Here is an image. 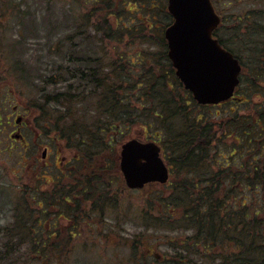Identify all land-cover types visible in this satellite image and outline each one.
<instances>
[{
    "label": "trees",
    "instance_id": "trees-1",
    "mask_svg": "<svg viewBox=\"0 0 264 264\" xmlns=\"http://www.w3.org/2000/svg\"><path fill=\"white\" fill-rule=\"evenodd\" d=\"M9 3L12 6L13 2ZM8 7L1 9L0 17ZM134 11L129 9L130 14ZM103 19L101 25L95 24L93 35L88 31L92 24L85 23L77 25L75 34L52 43V52L60 56L58 67L38 78L44 94L34 100L35 107L57 106L62 114L60 136L71 149L82 152L77 161L97 166L89 171V166L85 170L77 167V174L97 180L107 177L108 182L114 178L126 188L116 146L122 145L119 139L130 135L133 128H145L162 145L171 170L170 182L164 185L170 195L165 201L160 196L164 201L160 205L193 230L169 261L186 264V254L189 259L195 255L212 257L213 264H264V119L255 118L253 131L244 128L245 120L238 122L239 118L215 124L205 112L213 106L199 105L177 78L163 36V53L141 52L134 43L148 42L149 38L139 36L140 29L138 32L133 23L121 24L118 17L114 29L109 19ZM17 34L19 38L10 41L12 48L0 44V54L11 58L20 54L17 47L26 38L20 37V31ZM96 35H100L101 55L94 51L91 55L74 42L80 37L93 43ZM134 46L137 52L129 54ZM24 64H14L12 77L20 85H29L36 78L28 75ZM89 103H93L94 122L85 119ZM81 111L84 116H77ZM50 117L46 111L42 119ZM231 138L234 146L224 150L222 146ZM104 158L107 163L101 160ZM89 189L85 192L95 193ZM55 200L49 196V210ZM59 201L58 206H66L72 198ZM41 209L35 212L37 217L45 213ZM22 215L16 214L14 222L3 229L6 244L0 251V263L15 264L21 259L23 264L60 263L66 256L64 251L69 250V244L60 247L57 243L64 242L63 235L41 219L31 223V215L27 219Z\"/></svg>",
    "mask_w": 264,
    "mask_h": 264
},
{
    "label": "rangeland",
    "instance_id": "rangeland-1",
    "mask_svg": "<svg viewBox=\"0 0 264 264\" xmlns=\"http://www.w3.org/2000/svg\"><path fill=\"white\" fill-rule=\"evenodd\" d=\"M10 1L13 2L12 6L9 0H0V11L9 5L6 9L7 13L0 17V44L12 48L10 41L19 38L18 31H20V37L26 40L17 47L20 54L17 53L15 58L0 54V117L6 122L14 123L15 116L7 121L6 114L11 116L16 107L17 114L23 118L19 125L24 124L22 135L27 140V144L10 138L12 127L6 126V130H0V251L6 244L2 234L3 229L14 222L16 214H23L22 216L26 219L32 216L31 223L41 219L43 223L51 227L52 231L62 232L64 242L61 240L57 243L60 247L62 244H69V250L64 251L66 256H63L62 262L58 264H152L157 260V256H160L162 260H171L181 249L180 247H183L182 242L188 240L193 230L190 226H185V223L178 221L176 216L169 215L167 209L160 205L170 195V192L164 189L165 186L153 184L146 186L143 190H129L120 182H116L114 178H110L108 182L107 177L103 176L97 180L90 176L78 175L77 167L85 170L89 165L77 161L78 154L82 152L76 148L71 149L60 136L61 111L57 106L35 107L34 104V100L44 94L40 90L41 84L38 78L51 74L58 67L60 56L53 53L50 46L67 34H75L77 25L92 24V29L89 28L88 31L90 35H93L95 24L104 23L105 15L109 17L108 22L114 29H116L118 17L122 19L121 24L133 25L138 32L140 29L139 34H142L139 36L144 35L150 39L148 42L134 43L139 46L141 52L145 49L154 54L163 53L161 36L165 38L164 33L173 22L169 16L167 17L168 0H154L152 5L143 3L142 0H123L117 9L114 7L105 9V4H102L100 0ZM129 1L134 4L129 5ZM14 8H18V12L13 11ZM164 8L165 11H161ZM129 9L135 10L134 13L130 14ZM239 9L238 6L235 12ZM119 11L120 14L117 16ZM94 40L95 42L90 43L78 37L77 42L76 40L74 42L79 47L86 48L91 55L93 51L101 55L100 35H96ZM129 40L134 42L133 38ZM9 47L6 51L10 49ZM129 52V54L136 53L137 47L134 46ZM238 52L241 53V50L239 49ZM242 54L246 58L243 51ZM22 61L28 70V75L36 78L35 81L30 80L29 85L27 83L20 85L12 77L14 72L11 70L14 64ZM136 73L139 72L136 71ZM134 75L137 77L138 74ZM257 101L259 99L252 96V104H249L248 108ZM92 104L87 105L90 113L85 119L89 118V122L91 120L94 122L95 119ZM236 106L230 104L222 107L213 106L207 108L205 112L211 114L210 118L215 124L229 122L233 118H238L234 117L235 115H232L230 111ZM46 111L51 117L44 121L42 117ZM83 111L77 116H84ZM243 120H245L244 128L247 127L253 131V122L255 123L256 119L239 118L238 122ZM133 129L130 135L119 139L122 145L133 139L160 144L151 137L153 132L149 133L141 127ZM18 133L20 132L14 134ZM54 136H59V141H56ZM233 144L234 140L231 138L222 148L227 150L226 147L234 146ZM122 145L118 144L115 150L119 158V167ZM44 146H49L50 150L55 152L57 148H60L59 162L63 163L64 159L70 162L67 170L66 167L62 169L63 175L58 171L59 163L55 165L54 159L49 158L47 166L43 164ZM105 153L107 155V152ZM241 153L244 157L248 156L246 152ZM237 158L241 160L240 155ZM101 160L108 162L106 158ZM60 167L63 168L61 164ZM96 167L89 166L87 171L94 170ZM113 167H115L114 164H112ZM45 172H47L46 175ZM60 174L63 179L61 183H57V176ZM62 182H65L66 186ZM87 187H90L89 190L93 189L95 193L85 192ZM50 195L56 200L49 210L47 206L50 204ZM60 195L65 198L71 197V204L58 206ZM162 195L164 201L160 197ZM40 206L41 211L45 213L37 217L35 212L40 210ZM184 257L186 264L191 260L190 264H213L210 259L212 257L195 255L189 259L186 254ZM23 262L24 260L21 259L15 264H23Z\"/></svg>",
    "mask_w": 264,
    "mask_h": 264
},
{
    "label": "water",
    "instance_id": "water-1",
    "mask_svg": "<svg viewBox=\"0 0 264 264\" xmlns=\"http://www.w3.org/2000/svg\"><path fill=\"white\" fill-rule=\"evenodd\" d=\"M168 10L174 22L166 29L165 39L177 78L199 105L228 101L239 84L241 67L214 37L219 20L212 0H169ZM120 169L130 189L169 180L156 142L133 139L124 144Z\"/></svg>",
    "mask_w": 264,
    "mask_h": 264
},
{
    "label": "flooded vegetation",
    "instance_id": "flooded-vegetation-1",
    "mask_svg": "<svg viewBox=\"0 0 264 264\" xmlns=\"http://www.w3.org/2000/svg\"><path fill=\"white\" fill-rule=\"evenodd\" d=\"M100 1L102 4H105V9L110 6L117 9L123 0ZM146 1L148 4H154V0ZM212 2L219 20L215 38L224 50L231 53L233 57L238 60L241 66L239 85L236 87L233 97L224 105H237L230 110L232 115H235L234 117L264 119V0H212ZM128 4L132 5L134 2L129 1ZM238 6L240 9L238 12H235ZM169 17L174 21L171 15H169ZM105 18L109 19L107 15H105ZM239 49L241 53H237ZM242 51L246 54V58L245 55L242 54ZM252 96H256V99H259V101L255 102V104L251 106L252 108H248L249 104H252ZM17 113L15 107L11 116H7L6 114L7 121L15 116L14 123L6 122V120L4 121V119L0 117V130H6V126L7 128L9 126L12 127L13 131L10 134V138L14 141L24 142L26 145L27 140L22 135L24 124L23 126L19 125L23 118ZM15 132L20 133L16 135L14 134ZM14 137L18 138L16 139ZM54 137L56 141H59V136ZM59 152L60 148H57L55 152L54 150L51 151L49 146H44L42 160L43 164L47 166L48 159H54L55 165L59 163L58 171L63 175V170L65 167L67 170V166L70 162L64 159L63 163H60V157L58 156ZM60 164L63 168L60 167ZM44 174L46 175L47 172ZM61 174L57 176V183H61L63 179ZM44 178L45 177H43V179ZM62 183L65 185V182ZM61 196L63 195L58 197L60 198ZM63 199H66L65 196ZM58 232L60 235V230ZM169 260L170 259L162 260L160 256H157V260L152 264H172Z\"/></svg>",
    "mask_w": 264,
    "mask_h": 264
}]
</instances>
